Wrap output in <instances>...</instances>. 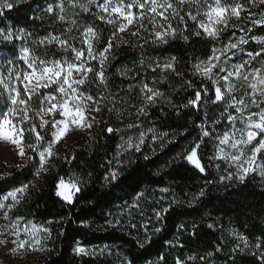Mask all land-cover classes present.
I'll list each match as a JSON object with an SVG mask.
<instances>
[{"label":"snow or ice","instance_id":"obj_1","mask_svg":"<svg viewBox=\"0 0 264 264\" xmlns=\"http://www.w3.org/2000/svg\"><path fill=\"white\" fill-rule=\"evenodd\" d=\"M29 2L30 0H0V19L7 20L8 12L28 5ZM251 6H256V0H244V2L242 0H130V2L126 0H67V5L65 0H56L44 10L50 16H54L64 27L59 33L53 31L33 39L35 48L26 43H21L19 49L16 48V41L24 42L32 38V33L27 29L14 28L10 25L0 27V44L12 45V58L5 57V63L0 64V67L4 69L0 71V141L8 142L15 147L16 154L22 162L17 167H28L33 175L32 180L0 194V216L5 221L0 231L10 233L14 237L11 241L14 245L12 251L27 254L48 250L46 241L52 239L51 228L37 226L25 215H13V213L18 212L21 205L27 202L32 191L38 188L36 181L54 170L55 165L49 163L51 160L63 159L67 163L75 160L74 154L71 158L60 157L54 151V147L61 141L66 142L65 138L74 130L91 132L97 120L90 113H101L107 110L119 116L123 111L115 102L117 94L110 89L107 72L108 66L115 57L114 50L122 44L142 48L143 44L131 45L126 36L130 35L139 39L145 32L148 33V36L144 37L145 42L150 40L155 46L168 44L169 39H175L178 34L185 42H188L190 37L178 32V28L172 24L173 19L184 25L185 33L188 31L187 21L191 20L195 24L193 36H205L213 41H219L225 29L237 27L236 23H232L233 18L239 22L242 19L241 13L247 14L250 26L239 28L243 35L233 41L232 37L236 35L233 32L226 44L221 41L219 48L213 44L211 55L208 57L194 58L196 62L191 67L193 74L200 77V86L194 91V98L190 99L184 107H190L199 112L201 105L212 104L216 107L224 105V111L218 118L211 121V130L207 124L201 122L199 126L201 136L198 137V142L186 150L182 159L193 165L205 177L209 176L211 174L209 165L202 163L198 150L204 143V138L214 136L215 155L209 158L210 161H227L229 168H234L235 171L229 170L215 181L206 179V183L223 184L227 181L246 185L250 175L264 178V47L247 52L241 47L247 44L249 39L264 44V37L247 35L253 28L264 26V11H260V18L256 19V13L248 10ZM259 6L264 8V0H259ZM66 7L79 9V12L73 11L69 18ZM87 14L96 15L97 19L111 25L113 29L111 34L104 37L92 24L88 23ZM145 22L149 27L145 26ZM130 27L136 30L129 32ZM40 48L43 49L42 55L37 54V49ZM236 51L242 52L247 59H242L239 63H230ZM257 58L260 60L259 67L254 66ZM177 62L176 56L169 57L161 64L159 58L153 59L142 54L138 65L145 70L171 71L178 77H182L183 73L177 68ZM133 63L135 65L137 62ZM117 73L122 77L128 76L132 80L141 75L136 67L127 66L117 68ZM132 73L135 74L132 75ZM240 81L243 83L240 84ZM192 84L191 80L187 81V87H192ZM93 86L97 90L103 89L105 94L94 95L91 91ZM133 87L129 85L128 91H131ZM238 87L243 90V95L239 97L235 94ZM140 91L144 99L139 108L132 106L136 109L137 120L141 116H146L148 109L155 107L163 96V93L150 87L148 83H144ZM109 97L112 98L111 107L108 106ZM37 102L39 107L35 106ZM102 104L103 107H101ZM169 104L171 105V101ZM253 108L256 110L253 111ZM204 119H208L207 113ZM225 120L231 125V131L214 135L215 126ZM237 122L240 127H237ZM126 127L140 129L141 124L130 123ZM103 131L113 134L119 129L106 126ZM148 131L151 132L152 129ZM168 136L169 133L164 132L146 137V134L140 131L135 142L129 136L123 144L117 145V155H121V149L141 153L147 139L153 142L159 141L160 146H163ZM29 138L32 142H29ZM121 139L124 138L121 137ZM29 152L32 154L29 155ZM143 158L148 160L149 156L144 155ZM122 160L121 156V160L117 162L118 167L113 166V160H107L106 175L103 177L106 184L119 187L127 179L122 175L124 170ZM128 163L130 164L131 161L129 160ZM88 175L91 176V173ZM87 185L88 181L77 173H71L65 177L57 172L53 177L54 195L68 204L78 199L77 194L83 193ZM160 191L168 192L170 189L162 188ZM142 196L143 193H138L130 206L140 209ZM204 196L205 192L202 188L193 200L199 201ZM89 203H92L91 199ZM173 203H178V200L174 198L167 207L159 211L153 209L155 219L161 220L164 214L169 212ZM143 214L141 210V215ZM52 223L53 221L47 222V224ZM106 223L108 227L116 229L120 226L121 220H109ZM140 226L145 228L144 239L139 242V246L143 248L151 243V235L148 233L146 223ZM130 227L136 228L137 225L132 223ZM161 231L160 227L154 228V233ZM235 238L238 242L230 252L232 264H235L237 253L251 255L258 260L259 264H264V237L257 238L253 244L249 243L246 236L237 234ZM167 243L170 247H175L171 241ZM179 247L182 248L183 244H179ZM73 250L81 256L112 254L111 249L106 245L100 249H88L79 241L76 242ZM222 250V246H217V252ZM208 255L211 256L213 253ZM194 259L195 257H188V260ZM199 259L207 264L206 257L201 256ZM159 260L166 264V256L161 255ZM120 264H133V261L123 259ZM175 264H187V261L177 256Z\"/></svg>","mask_w":264,"mask_h":264},{"label":"trees","instance_id":"obj_2","mask_svg":"<svg viewBox=\"0 0 264 264\" xmlns=\"http://www.w3.org/2000/svg\"><path fill=\"white\" fill-rule=\"evenodd\" d=\"M55 2L56 0H30L28 5L8 12L7 20L0 19V27L9 25L14 28L23 27L32 33V38L24 42L16 41L17 49L21 43L35 48L33 39L53 31L59 33L62 30L64 25L58 23L54 16H50L44 10ZM65 4L67 5V0ZM248 10L256 13L255 18L259 19V12L264 11V8L259 6V0H256V6H251ZM73 11L79 12V9L66 7L69 18ZM33 17L35 19H32ZM241 18L239 22L233 18L232 23H236L237 27L225 29L219 41H213L205 36H193L195 24L191 20L187 21L186 33L184 25L178 20H173V26L178 28V32L190 37L188 42L178 34L175 39H169L168 44L155 46L150 40L145 42L144 37L148 36L145 32L139 39L126 36L131 45L143 44L142 48L122 44L114 50L115 57L108 66L107 72L110 89L117 94L115 102L123 111L119 116L107 110L96 113L97 124L91 132L88 131L86 137L75 142L60 156L71 158L74 154L75 160L67 163L63 159H55L54 170L36 181L38 188L32 191L19 211L13 213V215H25L37 226H47L52 230V239L47 241L48 250L37 264H120L123 259H130L133 264H165L159 260L161 255L166 256V264H175L177 256L186 260L187 264H204L199 259L201 256L207 258V264H232L230 252L238 242L235 238L237 234L246 236L250 244L255 243L257 238L264 237V178L250 175L246 185L227 181L223 184L206 183V179L215 181L227 171H234L218 160L210 161L209 158L215 155L214 136L204 138V143L198 150L202 163L209 165L211 173L209 176L205 177L182 159L186 150L198 142V137L201 136L199 127L201 122L207 124L211 130V121L224 111V105L219 107L212 104L201 105L199 112L184 107L194 98V91L200 86V77L193 74L191 65L196 62L194 58L205 59L211 55L213 44L217 48L221 41L226 44L233 32L236 34L232 37L233 41L243 35L239 28L249 27L250 21L245 12L241 13ZM86 19L104 37L111 34L112 26L106 21L99 20L96 15L91 14H87ZM247 35L264 37V26L253 28ZM77 46H80L78 42ZM241 47L245 52L255 51L264 47V44L249 39L248 43ZM11 49L10 44H0V64L5 63V57L12 58ZM37 54L42 55L43 49H37ZM142 54L153 59L159 58L161 64L169 57L176 56L177 68L183 76L178 77L171 71L157 69L153 72L151 69L139 68L138 62ZM242 59L247 57L242 52L236 51L230 63H239ZM134 61L137 62L135 65ZM124 66L136 67L141 75L135 80L128 76H120L117 68ZM254 66H260L259 58L254 62ZM0 68L4 71L2 67ZM189 80L193 82L192 87H187ZM144 83L158 89L163 96L155 107L148 109L146 116H141L137 120L136 109L132 106L139 108L144 99L140 91ZM129 85L134 86L131 91H128ZM91 91L94 95L105 94L103 89L97 90L95 86ZM35 106L39 107L38 102ZM108 106H112L111 97L108 99ZM205 113L207 120L204 119ZM137 122L141 124L140 129L126 127L127 124ZM106 126H112L119 131L108 134L103 131ZM229 127L226 120L222 121L215 126L214 135L228 131ZM149 129L152 131L149 132ZM140 131H143L146 137L164 132L169 133V136L163 146H160L159 141L153 142L147 139L141 153L121 149V155L118 156L117 145L123 144L129 136L135 142ZM121 137L124 139L122 140ZM169 140L171 142H168ZM29 142H32L31 138ZM31 154L29 152V155ZM144 155H148L149 159L145 160ZM121 156L124 165L122 175L127 179L119 187L108 185L103 179L106 175L107 160H113V166L118 167L117 162L121 160ZM57 172L65 177L77 173L88 181L86 190L78 193V199L72 204L54 195L53 177ZM89 173L91 176L88 175ZM32 179L30 168L15 166L7 176L0 178V194ZM162 188H168L170 191L161 192ZM202 188L205 196L199 201H194L193 197L198 195ZM138 193H143L140 198V209L130 206ZM174 198L178 203H173L169 212L157 221L153 209L159 211L167 207ZM89 199L92 203H89ZM115 219L121 220L120 226L116 229L108 227L106 222ZM48 221L53 223L47 224ZM132 223L137 227L131 228ZM142 223L147 224L148 233L151 235V243L143 248L139 246V242L145 236V228L140 226ZM155 227L162 228V231L154 233ZM77 241L87 248H102L106 245L111 249L112 254L77 255L73 250ZM168 241H171L175 247H170ZM179 244H183V247H179ZM217 246H222L223 250L217 252ZM209 253L213 255L209 256ZM188 257L195 259L188 260ZM235 264H259V262L251 255L237 253Z\"/></svg>","mask_w":264,"mask_h":264},{"label":"rangeland","instance_id":"obj_3","mask_svg":"<svg viewBox=\"0 0 264 264\" xmlns=\"http://www.w3.org/2000/svg\"><path fill=\"white\" fill-rule=\"evenodd\" d=\"M136 11L138 12L139 10H136ZM173 20H176V19H173ZM145 26L149 27L147 22H145ZM134 30L136 29L133 27H130L128 31L131 32ZM93 63H95V61H93ZM0 71H3V70H1L0 68ZM239 83L242 84L243 81H240ZM235 94L239 97L243 95V90H241L238 87ZM252 110L255 111L256 109L253 108ZM90 115L96 116V113L92 112L90 113ZM237 127H240L239 122H237ZM228 131H231V125ZM87 134H88V131L86 130H74L70 132V134L65 138L66 142L61 141L59 144H57L54 147V151L58 153L59 156H61L71 145H73L78 140L86 137ZM16 152L17 150L10 143L5 142V141H0V178L7 176L11 168L20 164L21 160L19 156L16 154ZM54 160L55 159L49 162L50 165H53ZM218 161L222 162V164L224 165L229 166V162L227 161H224V160H218ZM232 169L235 171L234 168ZM4 224H5V221L2 219V216H0V228H2ZM13 239L14 237L10 233L0 231V264H37L44 258L45 252L35 251V252H29L27 254H24L19 251H12V249L14 248V245L11 243V241ZM93 248L95 247L88 248V249H93ZM96 249H100V248H96ZM86 256H89V255H86ZM90 256H96V255H90Z\"/></svg>","mask_w":264,"mask_h":264}]
</instances>
